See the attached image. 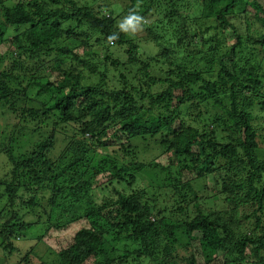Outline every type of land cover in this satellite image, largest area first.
Returning <instances> with one entry per match:
<instances>
[{"label":"trees","instance_id":"1","mask_svg":"<svg viewBox=\"0 0 264 264\" xmlns=\"http://www.w3.org/2000/svg\"><path fill=\"white\" fill-rule=\"evenodd\" d=\"M263 83L264 0H0V251L264 264Z\"/></svg>","mask_w":264,"mask_h":264},{"label":"rangeland","instance_id":"2","mask_svg":"<svg viewBox=\"0 0 264 264\" xmlns=\"http://www.w3.org/2000/svg\"><path fill=\"white\" fill-rule=\"evenodd\" d=\"M244 14L245 13L243 11H241L239 13V16H237V17L236 16L235 17L231 16V21L238 24L241 21L240 18H242V19L244 18ZM41 26L42 27H49V23H47V22L43 23ZM227 36L229 37L230 35L228 34ZM141 48H142V44H141ZM80 51L83 52L82 49ZM57 74H58V71H54L52 75H57ZM206 77H209V76L206 75ZM201 84L203 86L202 82H201ZM262 86L264 88V83L262 84ZM253 96H255V106L251 109L253 111V113H254L253 115L254 116L263 117L264 116V111H262V109L260 108L259 103H260L261 100H264V90H263V92L261 91L259 94H256V95H253ZM38 98L39 99L36 102V105L38 107H41L40 101L42 99L44 100V97L43 96H38ZM226 107H228V106H226ZM226 107L222 106V108H226ZM258 109H260L262 112L259 111ZM204 110L208 111V109H204ZM4 113H10L12 116H14L7 109L4 110V112L2 114H4ZM2 114L0 115V134L4 131L6 125H9V124H7L8 121H9V118L8 117L7 118H3ZM257 123L259 124V126L264 127V117L263 118H259ZM10 124H12V123H10ZM261 137H262V141H263V147L262 148L264 150V130L261 131ZM56 153H58V152L56 151ZM163 158L164 157H161L160 160L163 159ZM0 171H1V169H0ZM149 179L150 178L144 180V178L138 177L139 184L142 187H144L146 185V183L149 181ZM209 186H210V188H213L214 184L210 183ZM202 203L204 204V207L209 209L210 211H212L213 214H217L218 213V215H220L221 217H224L225 219H227V217L229 216L228 213L225 212V210L221 209V207H220V209L222 210V212L219 213L218 211H216L215 210V202L214 201H205V202L202 201ZM191 211L193 212V214H195L194 210L191 209L190 212ZM212 218L216 219V215H212ZM253 220L249 221V219H248L247 221H245V219H244V222H241L239 224H235V227H236L235 237H239V235L244 234L249 229V227L251 225H254L255 220H254V222H251ZM263 223H264V210H263ZM68 233H70V231L65 232L63 234L64 235H66V234L68 235ZM60 238H62V237L59 236V235L53 234L50 238L46 239V243H47V245H50V247H52L54 249L56 247L54 242L55 241L57 242ZM47 245L46 244L41 245V248L37 249V251H36L37 254L31 253L29 255L31 264H54L56 259H55V257L53 255L50 254L52 250H50V248L47 250ZM27 251L28 250L25 249L19 254L20 256L19 255L18 256H11V257L9 256V258L5 257V254L0 251V259H1V261H0L1 263L0 264H17L20 261V258L23 257L26 254ZM230 253H231V249L219 250L218 251V254H219L218 255V259L216 260L217 264H232V263H230L231 260L229 259ZM2 261H4V262H2ZM18 264H26V263L20 262Z\"/></svg>","mask_w":264,"mask_h":264}]
</instances>
